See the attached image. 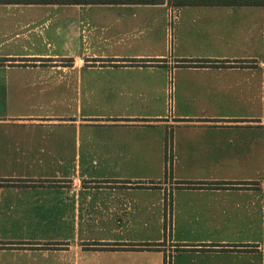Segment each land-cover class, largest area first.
I'll use <instances>...</instances> for the list:
<instances>
[{"label": "crops", "instance_id": "obj_1", "mask_svg": "<svg viewBox=\"0 0 264 264\" xmlns=\"http://www.w3.org/2000/svg\"><path fill=\"white\" fill-rule=\"evenodd\" d=\"M170 8L192 49L168 59ZM263 13L0 3V264H264ZM169 66L246 113L168 140Z\"/></svg>", "mask_w": 264, "mask_h": 264}, {"label": "rangeland", "instance_id": "obj_2", "mask_svg": "<svg viewBox=\"0 0 264 264\" xmlns=\"http://www.w3.org/2000/svg\"><path fill=\"white\" fill-rule=\"evenodd\" d=\"M174 10V8H173ZM176 13L169 16L166 15L167 18V38H166V50H167V57L168 59H171L174 51H179L185 48L186 50H191L192 46L191 44H188L186 47H183V43L181 41L179 33H176V22L179 18L182 9L181 10H175ZM236 12L233 15H231L232 18L235 17H243V16H253L250 15L248 12L245 14H242L240 11H233ZM120 15H123V13H119ZM140 16H145V14H140ZM264 16V13H263ZM177 49V50H176ZM184 50V49H183ZM178 72H176V71ZM184 72H181L179 69H174V66H169L167 69V79L164 83L160 84V93L158 95L157 100H161L157 104H155V108L157 109V112L161 113L164 117L166 123H167V134L166 138L170 137L172 134H174V122L181 121L187 117L186 119H194L198 117H192V116H202L204 115L206 118L202 119H227V118H219L221 115H228V116H234L233 118H229L228 120H240L242 118H239V116H242L243 113H246L243 106L236 105L235 109L233 107H222L219 106L217 103H210L207 100H197V94L195 87H191V83L187 85H182V82H180V78L183 75ZM189 76H191V73H188ZM159 89V88H158ZM157 89V90H158ZM264 90V89H263ZM264 95V93H263ZM153 98L151 100H148L145 102V105L143 104H137L133 105V108L136 109H145V111H151L149 106L154 105ZM180 115L181 117L180 119ZM180 135H177L179 138ZM169 140V139H168ZM171 166L172 161L168 162L166 164V168L160 173L166 179L167 183L170 181V172H171ZM170 168V171H169ZM153 172L154 168L150 167ZM154 174L152 173L151 176ZM168 204V202L166 201ZM246 245V244H244Z\"/></svg>", "mask_w": 264, "mask_h": 264}, {"label": "trees", "instance_id": "obj_3", "mask_svg": "<svg viewBox=\"0 0 264 264\" xmlns=\"http://www.w3.org/2000/svg\"><path fill=\"white\" fill-rule=\"evenodd\" d=\"M0 3L71 4V5L167 4L168 6H172L176 8L185 7V6L264 7V0H0ZM42 183L45 182H40V184ZM182 185L189 186V184H182Z\"/></svg>", "mask_w": 264, "mask_h": 264}, {"label": "built area", "instance_id": "obj_4", "mask_svg": "<svg viewBox=\"0 0 264 264\" xmlns=\"http://www.w3.org/2000/svg\"><path fill=\"white\" fill-rule=\"evenodd\" d=\"M175 10H176V9L173 10V8H170V9L168 10V15L171 16V15H173L174 13H176Z\"/></svg>", "mask_w": 264, "mask_h": 264}]
</instances>
